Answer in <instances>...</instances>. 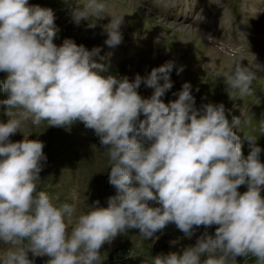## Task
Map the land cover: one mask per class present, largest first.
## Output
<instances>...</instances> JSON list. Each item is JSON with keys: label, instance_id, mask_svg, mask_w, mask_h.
I'll return each instance as SVG.
<instances>
[{"label": "rangeland", "instance_id": "374dc122", "mask_svg": "<svg viewBox=\"0 0 264 264\" xmlns=\"http://www.w3.org/2000/svg\"><path fill=\"white\" fill-rule=\"evenodd\" d=\"M0 264H264V0H0Z\"/></svg>", "mask_w": 264, "mask_h": 264}]
</instances>
